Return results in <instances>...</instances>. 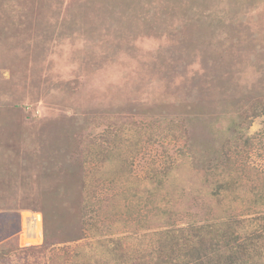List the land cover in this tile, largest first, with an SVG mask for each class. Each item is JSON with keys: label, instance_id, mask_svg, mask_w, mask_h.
Segmentation results:
<instances>
[{"label": "rangeland", "instance_id": "374dc122", "mask_svg": "<svg viewBox=\"0 0 264 264\" xmlns=\"http://www.w3.org/2000/svg\"><path fill=\"white\" fill-rule=\"evenodd\" d=\"M0 12V264H264V0Z\"/></svg>", "mask_w": 264, "mask_h": 264}, {"label": "trees", "instance_id": "16d2710c", "mask_svg": "<svg viewBox=\"0 0 264 264\" xmlns=\"http://www.w3.org/2000/svg\"><path fill=\"white\" fill-rule=\"evenodd\" d=\"M23 12H25L26 10H32V8H27L26 6L24 7L23 6ZM4 15L5 14H3L2 12H0V25L3 23V17H4ZM14 23V22H13ZM257 104H264V98H259L258 100H257V102H256ZM244 108L239 112V115L242 117L243 115H244ZM252 113H254L255 115H259V112L255 109V108H253L252 109ZM246 116V115H245ZM240 119H238L236 122H235V124L239 121ZM246 123H247V125L249 124V121L247 120V118H243V119H241V121L240 122H238L237 124H243V125H246ZM196 148L198 147V146H195ZM195 148V152L193 153L194 154V159H196V165H198V161H197V159H198V151H197V149ZM214 148V147H213ZM205 150L206 151V155H208V157H207V161L206 160H204V163H203V165L202 166H212V164H211V161L212 160H214V161H223V162H225L224 160H222L221 158H220V155L219 154H216V153H214V152H211V151H207V148H202V150ZM190 150H192V149H190ZM201 150V151H202ZM216 151V150H215ZM209 152V153H208ZM199 166V165H198ZM44 218V217H43ZM189 237H188V240H191L190 242H188V245L189 246H191V245H193L194 244V242L196 241L195 240V237L193 236V235H188ZM201 238H203V239H205V238H207L206 236H203V237H201ZM200 238V239H201ZM177 244H179V242H177ZM175 248H177V245L176 244H174L173 245ZM181 248V246L179 247V249Z\"/></svg>", "mask_w": 264, "mask_h": 264}, {"label": "built area", "instance_id": "2783aa9c", "mask_svg": "<svg viewBox=\"0 0 264 264\" xmlns=\"http://www.w3.org/2000/svg\"><path fill=\"white\" fill-rule=\"evenodd\" d=\"M35 227H36V228H35ZM31 228H32V229H31ZM36 229H38V225H36V223H32V227H31V225L28 226V228H27V233H32V232H31V230H32L33 232H35V234H37V232L34 231V230H36Z\"/></svg>", "mask_w": 264, "mask_h": 264}, {"label": "water", "instance_id": "95a60500", "mask_svg": "<svg viewBox=\"0 0 264 264\" xmlns=\"http://www.w3.org/2000/svg\"><path fill=\"white\" fill-rule=\"evenodd\" d=\"M41 230H42V224H40Z\"/></svg>", "mask_w": 264, "mask_h": 264}]
</instances>
